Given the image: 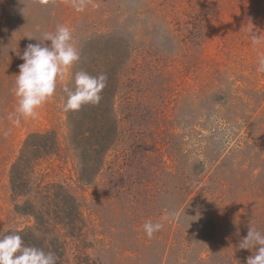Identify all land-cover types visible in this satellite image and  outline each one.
Listing matches in <instances>:
<instances>
[{"label": "rangeland", "instance_id": "374dc122", "mask_svg": "<svg viewBox=\"0 0 264 264\" xmlns=\"http://www.w3.org/2000/svg\"><path fill=\"white\" fill-rule=\"evenodd\" d=\"M58 24L80 60L38 117L14 126L20 56ZM261 54L264 0H88L84 12L0 0V236L58 237L63 264H246L255 249L239 241L248 227L264 232ZM79 71L105 74L106 87L98 105L65 113L63 87ZM36 132L48 134L32 137L16 192L10 170ZM95 133L110 143L92 157ZM148 220L163 224L151 239Z\"/></svg>", "mask_w": 264, "mask_h": 264}, {"label": "clouds", "instance_id": "9594fccd", "mask_svg": "<svg viewBox=\"0 0 264 264\" xmlns=\"http://www.w3.org/2000/svg\"><path fill=\"white\" fill-rule=\"evenodd\" d=\"M70 2L76 12H84L88 0ZM40 3L48 4L49 0H40ZM25 37L35 39L32 36ZM251 38L259 42L258 36L253 35ZM46 41L50 43L45 44ZM20 59L24 62L19 65L12 89L17 104L14 112L7 117L14 126L20 125L21 118L34 120L38 117V109L55 95L57 81L62 80L65 73L79 62L80 53L72 29L58 24L53 32L43 33V40L39 43L28 44ZM257 64V71L264 73V54L258 57ZM106 81L107 76L103 73L92 76L84 71L76 72L73 87H63L66 99L62 110L67 113L78 111L84 105H98ZM162 227V223L148 220L143 224V231L151 239ZM237 248L255 249V254L247 257L246 264H264V232L248 227L246 236L239 241ZM57 261L55 252L26 245L18 232L10 231L0 236V264H57Z\"/></svg>", "mask_w": 264, "mask_h": 264}, {"label": "trees", "instance_id": "16d2710c", "mask_svg": "<svg viewBox=\"0 0 264 264\" xmlns=\"http://www.w3.org/2000/svg\"><path fill=\"white\" fill-rule=\"evenodd\" d=\"M103 133L105 135H108L105 132H103ZM47 134L42 133V132H36V133L29 134L26 137V139H25V141H24V143H23V145L21 147V150H20L18 156L16 157L15 161L13 162L11 170H10V182H11L12 189H14V191L17 192V187H19L21 185L22 180H23V177H21V176L14 177V173H16V174H18L19 172L24 173L25 170H28V169H30V167L34 166V162H35V159H36L34 157L35 154L30 155V153L36 152V143L34 142L32 137H34V136L37 137L38 135L41 136V137H45ZM79 136L80 137H77L79 140H83L84 138L86 139V134H85L84 131L82 133H80ZM92 138H94V141L91 143L92 146H89L87 148H83V150L85 152L87 150L91 154L92 157H94V156H102L104 154L105 149L107 148L106 146L110 142L108 140H106V139L102 142V137L100 135L96 134V133L94 134V137H92ZM38 147L41 150H43L45 145L41 144V145H38ZM31 150L33 152H31ZM53 197L51 198V196H50L49 197L50 200L47 201V203L45 201V204H47L46 205L47 208H49L48 207L49 205H52L55 208L58 207L57 204H53L52 203L51 199H53ZM42 203H43V201H42ZM44 207H45L44 204H42L41 207H39L41 212L43 211ZM67 213L69 214V216L72 217V219H74L75 216H77V214H78L77 211H75L74 207L69 209ZM38 214L40 215L39 212H38ZM52 214H53L52 217L56 216L55 211H53ZM69 218H68V220H69ZM72 225H73V223H72ZM55 228H56V225L50 230L47 228L48 230H46V233H49L51 231L57 232ZM57 238L58 237H53V238H48L46 240V238L43 237L41 239L42 240V244H40V245H38L36 247L43 248L45 251L51 250V251L55 252L56 256L58 257L57 264H63L64 258H65L64 257L65 253H64V251L62 249V244L59 242V239H57Z\"/></svg>", "mask_w": 264, "mask_h": 264}]
</instances>
